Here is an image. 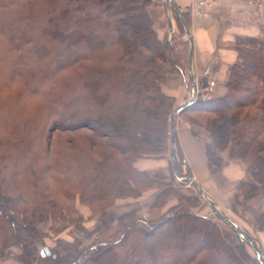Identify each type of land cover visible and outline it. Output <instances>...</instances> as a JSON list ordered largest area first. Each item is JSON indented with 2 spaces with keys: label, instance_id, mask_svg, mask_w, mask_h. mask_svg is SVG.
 <instances>
[{
  "label": "trees",
  "instance_id": "16d2710c",
  "mask_svg": "<svg viewBox=\"0 0 264 264\" xmlns=\"http://www.w3.org/2000/svg\"><path fill=\"white\" fill-rule=\"evenodd\" d=\"M158 2L164 7L162 0H0L2 253L19 248L23 264H264L249 233L227 220L232 232L211 216L178 206L157 220L142 218L139 208L119 220L108 213L116 201L150 191H157L150 210H159L179 197L173 181H192L189 169L184 174L175 120L170 122L176 102L165 91L170 75L188 72L191 46L186 41L181 51L160 34ZM173 9L187 34L189 14ZM234 48L226 93L209 96V82L206 88L201 82L203 92L179 116L195 137L198 130L207 133L210 170L229 164L244 170L232 212L246 221L248 202L264 196V27L258 37L236 39ZM24 94L39 103L6 126L3 106ZM36 116L42 123L34 131ZM167 155L172 179L162 189L138 163ZM198 193L188 201H202ZM78 201L104 229L115 230L112 236L96 240L88 234ZM48 216L56 226H79L92 244L84 249L81 242L59 240L40 250L46 236L39 224ZM257 226L264 230V216Z\"/></svg>",
  "mask_w": 264,
  "mask_h": 264
},
{
  "label": "crops",
  "instance_id": "0c3cea01",
  "mask_svg": "<svg viewBox=\"0 0 264 264\" xmlns=\"http://www.w3.org/2000/svg\"><path fill=\"white\" fill-rule=\"evenodd\" d=\"M206 1L208 16L198 17L191 13V7L196 0H163L168 16L169 29L173 30L172 35L178 31L173 7L178 8L180 15L188 13L190 16L188 30L193 41V56L189 70L185 76L170 75L167 81L166 93L175 99L178 108L189 102L188 99L191 93L189 82L191 78L199 86L201 82L214 81L217 86L211 92L212 95L209 93V96L214 98L223 96L227 91L226 84L229 69L235 63L237 57L234 50L236 39L258 37L261 28L264 27V9L252 8L246 0ZM186 37V41H189L191 46L190 39L188 36ZM175 132L186 159V164L191 172L192 181L206 196V199L204 198V201H202L203 207L205 206L204 202H206L214 207L215 212L217 208H220L223 214L229 216L230 220H234L231 221L237 227L249 233L264 258V230H259L256 222L251 220L250 215L245 214L247 221L243 220L241 222V220L234 219L235 215L231 211L239 185L246 177L244 170L235 164L225 166L222 171L210 170L205 143L202 139L193 135L191 126L182 122L178 123ZM224 158L227 160L225 156ZM164 165H158V168H165L166 164L164 163ZM143 171L150 172L149 168H145ZM260 197L250 205V209L251 207L255 209L251 212L255 214L256 218L264 215V197ZM198 209L192 207L191 211L200 216ZM202 214L206 216L205 212Z\"/></svg>",
  "mask_w": 264,
  "mask_h": 264
},
{
  "label": "rangeland",
  "instance_id": "374dc122",
  "mask_svg": "<svg viewBox=\"0 0 264 264\" xmlns=\"http://www.w3.org/2000/svg\"><path fill=\"white\" fill-rule=\"evenodd\" d=\"M155 10H156L157 17H158L157 18V24H158V28H159L158 30L161 31L160 34L161 35L165 34L168 38V41H170L171 43H176V48H178V49L181 48V51L185 50V49H183L182 44L184 42H186V38H187L186 36H188V35L183 34L184 32L178 26V22L176 20L175 13H174V18L176 20L178 31L176 33H174V35H172L173 30L169 29L168 16L166 13L164 14V7L162 6L161 2L157 3V7ZM161 14H163V15L161 16ZM170 34H171V36H170ZM85 38L90 40L91 43L94 42V40L90 36L85 37ZM234 50H235V48H234ZM58 56H59V54H58ZM58 56H57V58H58ZM51 57H52V55H51ZM62 57L66 58V55H63ZM2 71L3 70H0V73ZM12 72H13V69H12ZM172 75H176V74H172ZM228 79H229V72H228ZM228 79H227V82H228ZM17 84L20 85V81H18ZM189 85L192 87L191 83ZM8 86H10V85L8 84ZM216 86L217 85L215 83V86L213 87V89L211 91L208 90V88H207V90H205V92L207 91V93L209 95V93L214 91ZM166 90H167V84L165 87V91ZM8 92H9V97H12L15 90H14V88H10V90H8ZM200 92H203V90L201 88H200ZM24 95L25 96H22V97L16 96L15 99L9 100L3 106L2 114H4V116H3L4 119L1 122L4 123L6 126L9 125V121H11L12 116H14L16 114H22L23 115V114L28 113V112L30 113L33 109L35 110V105L37 103H39L40 99H38L37 97H31L30 98V94H24ZM211 95H212V93H211ZM32 98H34L36 100H28V99H32ZM189 99H190V97H189ZM176 109H178V106ZM173 114H174V112H173ZM179 114L180 113L176 114L173 118V121L175 120V127L178 125V123H181V122L186 123V122H184V119L179 116ZM70 120L71 119L68 118V119L64 120V122H69ZM92 121H94V120H92ZM41 123H42V119L39 118L38 116H36L34 118L33 123H32L35 127L34 131L36 130V126H38ZM93 123L95 124V121ZM186 124H188V123H186ZM0 130H2V129L0 128ZM198 131L201 132L200 133L201 134L200 139H202L203 141L208 139L207 133L205 131H203V130H198ZM31 137H32V135H31ZM33 137H36V136H33ZM223 156H225L227 158L228 152H225L223 154ZM26 158L27 159H24V160H25V163L27 164L28 161L31 159V155L27 156ZM34 158L37 159V157H34ZM164 160H166V162ZM167 160H169V161H167ZM172 160L173 159H172L171 155L170 156L167 155L161 159L144 158L141 161H139L138 167L141 170L142 169L144 170L145 168H149L150 172H148V171L147 172L151 176L156 175L155 177H157V179L159 180L160 187L162 189H165L166 186H169V180L172 179L171 173L169 171V168L172 166ZM34 162H38V161L36 160ZM164 163L166 164L165 168H163V167L158 168V165L165 166ZM188 169H189L188 166L184 165V167H183L184 174L189 175ZM173 184H174V189L173 188L172 189L174 191L178 192L179 197L177 198V200L169 201V203L165 207H163L159 210H155V211L150 210V208L155 204L156 198L154 195L157 194L156 193L157 191H150V192H147L140 199H135V200L134 199H125V200L116 201V204L108 209V213L112 218L119 220L124 215L135 210L136 208H139L140 216L142 218H143V215H146V217H144L145 219L148 218V220L149 219L157 220L173 206H176V207L178 206V210L180 212L191 211L192 207H196V208H199L198 213L200 216H204L202 213L205 212L206 216H211L213 219L218 220L220 222L222 228H224L226 231L232 232L231 228L228 227L223 222L224 220H227L228 222H230L231 225H233L235 228L239 229V231L242 233L243 230L240 229L239 227H237V225H235L232 222V221H234L233 219H231L232 220L231 221L229 216L227 217L225 214H223L220 211V208H217V211L215 212L214 207H212L209 203H206V202H204L205 206L203 207L202 201H204L203 200L204 197H203V199L201 197L202 201H200L198 203H195V204L190 203V202H192V198H195V197L198 198V196H199L198 189L196 186L197 184H195L194 181H190L188 183H180V181L174 183V181H173ZM260 196L264 197L263 195H258L257 197L251 199L244 209V213L247 216L250 215L251 220L256 222L257 225H258V221H259L260 217L256 218L255 214L251 212V210L255 211V209H254V207H251V209H250V205L253 204V202H255V200H257L258 197H260ZM181 198H184V200L180 201ZM188 199H190V202L188 201ZM76 206H77L78 210L82 213V215L85 219V222L83 225H84V228L88 232L89 235H91V236L93 235V238H96V240H98L99 238L100 239H106V238L112 236V234L114 233L115 230L114 229L113 230L112 229H110V230L104 229L102 227V225L97 221L96 218L91 217L92 212L87 206L83 205L80 201H78L76 203ZM201 208H202V210H201ZM231 211H232V207H231ZM229 215L231 216V214H229ZM262 216H264V215H262ZM235 218H236V220L237 219L239 221L241 220V222L243 221V219L239 218L238 216H236V217L234 216V219ZM246 221H247V218H246ZM52 228H55L54 231H52ZM39 230L43 235L46 236L44 239V243H43L42 247H40V250L45 251L47 249L48 250L52 249L53 247L56 246L55 244L59 240L65 242V243H73V242L75 243L76 241L81 242L82 247H84V249L92 244V240L88 239V237L85 235L84 231L81 230V228L79 226H76L74 224L72 225L70 223L62 222V221H59L57 226H56V225H54V220L51 218V216L50 217L48 216L45 219V221H43L42 223L39 224ZM44 247H46L47 249H45ZM86 253H87V251H86ZM21 254H22V251L19 248H12V249H9L3 253L0 251V264H23L21 261H19V257L21 256Z\"/></svg>",
  "mask_w": 264,
  "mask_h": 264
},
{
  "label": "built area",
  "instance_id": "2783aa9c",
  "mask_svg": "<svg viewBox=\"0 0 264 264\" xmlns=\"http://www.w3.org/2000/svg\"><path fill=\"white\" fill-rule=\"evenodd\" d=\"M248 5L252 8L262 10L264 9V0H246ZM207 1L206 0H196L195 4L191 7V13L198 17H206L208 16V11L206 10ZM190 83L191 93L189 102L195 103L197 101L198 95L200 93V86L199 84L191 78ZM215 86L213 81L209 82L208 90H212Z\"/></svg>",
  "mask_w": 264,
  "mask_h": 264
},
{
  "label": "water",
  "instance_id": "95a60500",
  "mask_svg": "<svg viewBox=\"0 0 264 264\" xmlns=\"http://www.w3.org/2000/svg\"><path fill=\"white\" fill-rule=\"evenodd\" d=\"M186 30H187V35H188V37H189V39H190V41H191V47H192V48H191V51H190V61H191V60H192V56H193V41H192V38H191V35H190V32H189L188 28H186ZM203 87H204V88L207 87V83H206V82H204ZM191 104H193V102H189L188 104H186V105H184V106L179 107L178 109H176V110L174 111V114H172V116H171V118H170V122L172 123L173 118H174V116H175L176 114L180 113L181 111H183L186 107L190 106ZM197 189H198V191H200L201 195L206 199V196H205L204 193L201 191V189L198 188V187H197ZM237 230L239 231V229H237ZM253 248H254V250H255V252H256L258 258L264 261L263 255H262V253L260 252V250L258 249L257 245H253ZM43 255H44V254H43Z\"/></svg>",
  "mask_w": 264,
  "mask_h": 264
}]
</instances>
